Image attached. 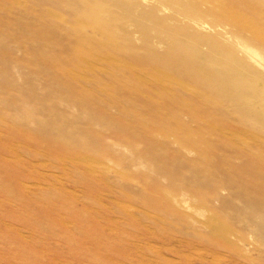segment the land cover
<instances>
[{
    "label": "rangeland",
    "instance_id": "rangeland-1",
    "mask_svg": "<svg viewBox=\"0 0 264 264\" xmlns=\"http://www.w3.org/2000/svg\"><path fill=\"white\" fill-rule=\"evenodd\" d=\"M0 264H264V0H0Z\"/></svg>",
    "mask_w": 264,
    "mask_h": 264
},
{
    "label": "bare ground",
    "instance_id": "bare-ground-1",
    "mask_svg": "<svg viewBox=\"0 0 264 264\" xmlns=\"http://www.w3.org/2000/svg\"><path fill=\"white\" fill-rule=\"evenodd\" d=\"M254 7L256 6V7H259V5H261V2L260 1H254L253 2V4H252ZM249 52V51H248ZM255 52V51H254ZM253 54V53H252ZM218 61V60H217ZM180 62L183 64V66L184 67H187V68H191V63L189 62V61H183V60H180ZM216 62V61H215ZM222 65H223V67H222V70H229V68H231L230 66H229V64L227 65L226 64V60H225V62L223 61L222 62ZM202 73H204L201 77V80L202 81H205V82H207V83H209V77L208 76H210L211 74H209V73H207L205 70H203V72ZM213 77V79H214V82L213 83H215V82H218L217 81V79H216V76H214V75H212ZM206 78V79H205ZM208 78V79H207ZM215 85H216V83H215Z\"/></svg>",
    "mask_w": 264,
    "mask_h": 264
}]
</instances>
